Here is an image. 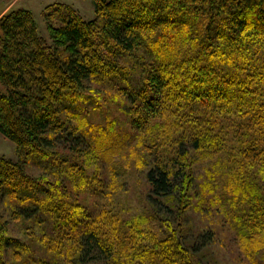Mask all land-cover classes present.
Here are the masks:
<instances>
[{"label": "trees", "instance_id": "1", "mask_svg": "<svg viewBox=\"0 0 264 264\" xmlns=\"http://www.w3.org/2000/svg\"><path fill=\"white\" fill-rule=\"evenodd\" d=\"M93 5L91 21L69 6H49L47 16L56 14L47 21L49 43L26 9L0 20V134L23 158L62 177H32L26 160L0 157V204L8 212V219L0 214V264H16L20 255L39 264L30 246L7 234L10 222L32 220L52 228L49 247L65 251L74 264H194L193 250L172 234L157 238L146 219L132 228L141 239L132 246L136 252H119L120 245L66 200L65 176L70 179L77 168L68 153H77L83 143L77 133L84 135L72 122L77 95L97 79L125 72L142 76L140 91L124 92L127 100L139 98L147 117L162 118L161 139L176 132L166 145L170 152L159 150L147 170L149 203L169 216L173 208L162 198L186 209L192 178L183 158L190 149L207 147L221 164L231 205H243L231 211L223 204V214L240 252L254 263L264 251V0ZM138 54L140 61H131ZM211 236L199 238L211 243Z\"/></svg>", "mask_w": 264, "mask_h": 264}, {"label": "rangeland", "instance_id": "2", "mask_svg": "<svg viewBox=\"0 0 264 264\" xmlns=\"http://www.w3.org/2000/svg\"><path fill=\"white\" fill-rule=\"evenodd\" d=\"M56 5L73 8L84 21L96 17L93 0H0V20L13 10L26 9L32 13L40 36L49 43L47 21H54L56 14L53 12L54 18L47 14ZM49 6L52 7L50 10ZM136 59L138 63L139 54L131 61L136 62ZM128 61L132 64L130 59ZM140 80V73L125 72L118 78L97 79L89 84V89L77 95L72 122L81 125L84 135L77 133L83 137V143L76 148L77 153H68L77 168L70 179L65 176L66 200L70 199L79 207L77 213L83 218L90 217H87V224L96 228L104 238L120 245L116 246L119 252L130 253L127 249L139 244L140 236H134L132 228L146 219L157 238L172 234L178 243L180 239L184 248L193 250L194 264H264V251L258 252L252 263L238 248L233 228L223 214V204L224 210L231 211H239L243 205H231V189H228L227 180L224 185L221 164L207 147L199 151L190 149L183 158L192 178L191 199L186 209L171 199L162 198V204L173 208L169 216L149 203L147 170L159 150L170 152L166 145L176 132L174 130L161 139L162 128L159 126L164 122L162 118L159 115L147 117L139 98L132 102L127 100L124 92L140 91ZM0 157L26 160V171L32 177L48 174L52 181L62 179L55 177L45 163L37 164L23 158L16 152L14 143L2 134ZM0 214L3 219H8L3 203L0 204ZM36 221L10 222L7 234L30 246L33 259L39 264H74V259H67L65 251L60 253L51 249L52 228ZM206 232L212 233L211 243L199 238ZM72 253L71 249L69 255ZM20 256L15 260L16 264H32Z\"/></svg>", "mask_w": 264, "mask_h": 264}]
</instances>
